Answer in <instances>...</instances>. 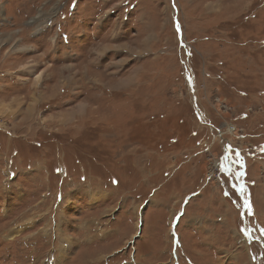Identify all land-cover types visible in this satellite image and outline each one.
<instances>
[{"label": "rangeland", "instance_id": "1", "mask_svg": "<svg viewBox=\"0 0 264 264\" xmlns=\"http://www.w3.org/2000/svg\"><path fill=\"white\" fill-rule=\"evenodd\" d=\"M0 264H264V0H0Z\"/></svg>", "mask_w": 264, "mask_h": 264}, {"label": "built area", "instance_id": "2", "mask_svg": "<svg viewBox=\"0 0 264 264\" xmlns=\"http://www.w3.org/2000/svg\"><path fill=\"white\" fill-rule=\"evenodd\" d=\"M217 164H218V170H219V173H220V164H219L218 161H217Z\"/></svg>", "mask_w": 264, "mask_h": 264}, {"label": "bare ground", "instance_id": "3", "mask_svg": "<svg viewBox=\"0 0 264 264\" xmlns=\"http://www.w3.org/2000/svg\"><path fill=\"white\" fill-rule=\"evenodd\" d=\"M217 162V161H216Z\"/></svg>", "mask_w": 264, "mask_h": 264}]
</instances>
